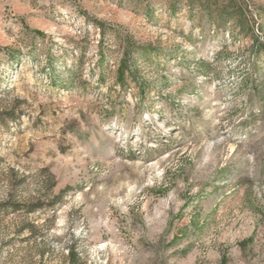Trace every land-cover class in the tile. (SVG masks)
<instances>
[{"label":"rangeland","instance_id":"rangeland-1","mask_svg":"<svg viewBox=\"0 0 264 264\" xmlns=\"http://www.w3.org/2000/svg\"><path fill=\"white\" fill-rule=\"evenodd\" d=\"M264 264V0H0V264Z\"/></svg>","mask_w":264,"mask_h":264},{"label":"trees","instance_id":"trees-1","mask_svg":"<svg viewBox=\"0 0 264 264\" xmlns=\"http://www.w3.org/2000/svg\"><path fill=\"white\" fill-rule=\"evenodd\" d=\"M71 253H72V259H73V261H72V264H75V261L77 260V257H76V254H75V252L72 250L71 251Z\"/></svg>","mask_w":264,"mask_h":264}]
</instances>
